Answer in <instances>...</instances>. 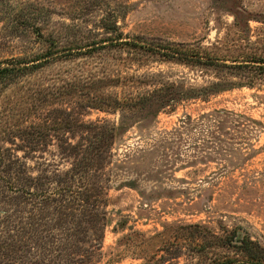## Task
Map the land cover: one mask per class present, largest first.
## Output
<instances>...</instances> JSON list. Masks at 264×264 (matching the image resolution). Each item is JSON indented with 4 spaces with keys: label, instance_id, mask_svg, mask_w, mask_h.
Here are the masks:
<instances>
[{
    "label": "rangeland",
    "instance_id": "rangeland-1",
    "mask_svg": "<svg viewBox=\"0 0 264 264\" xmlns=\"http://www.w3.org/2000/svg\"><path fill=\"white\" fill-rule=\"evenodd\" d=\"M68 26L78 30L79 41L106 40L105 28L116 26L129 39L201 47L227 65L264 59V0H0V63L21 67L47 51L46 39L58 30L55 46L68 47L74 37ZM90 31L94 35H85ZM66 58L0 82V151L7 161L22 162L27 174L54 178L72 168L70 145L89 135L73 125L116 128L97 178L107 188V215L77 212L82 226L71 233L82 243L74 258L82 264H212L234 256L200 250L212 239L189 228L196 225L214 237L239 231L264 247V78H250L254 67L222 72L115 46ZM168 85L177 87L175 94L213 85L227 90L179 99L157 115L105 106ZM95 105L102 108H90ZM23 207L32 211L30 203ZM51 213L48 227L25 221V232L63 233ZM95 241L99 247H92Z\"/></svg>",
    "mask_w": 264,
    "mask_h": 264
},
{
    "label": "trees",
    "instance_id": "trees-1",
    "mask_svg": "<svg viewBox=\"0 0 264 264\" xmlns=\"http://www.w3.org/2000/svg\"><path fill=\"white\" fill-rule=\"evenodd\" d=\"M66 28L74 32L73 41L69 43L68 47L55 46L61 38V32L60 30L54 31L46 39V43L49 45L48 50L36 55L28 62L22 60L21 67L10 69L0 63V82L6 85L14 76L33 74L57 59L64 60L66 57H68L66 59H76L78 56L92 55L96 50L111 46L122 47L128 52L143 56L158 58L163 62L199 66L222 72L254 67L255 75L250 78L252 80L260 79L261 76H263L261 80L264 78V59L254 58L250 61L235 59L231 62L236 65H227L225 60L220 62L221 59L212 56L209 51L201 47L175 43L154 44L129 39L118 31L116 26L105 28L106 33L111 34L106 40L93 39L91 41H88L89 38L86 39V36L82 37L83 40H77L78 30L69 26ZM85 35H94V33L90 31ZM43 36L42 30L39 29L37 37L43 39ZM219 86L213 85L200 90L191 89L175 94L177 87L168 85L145 96L123 101L114 99L105 106L116 111L119 109L128 112L149 110L157 115L165 107L179 99H203L227 90L221 89ZM90 108L99 109L102 106L95 105ZM222 115L226 116V114ZM214 118H211V123L219 128L220 118ZM79 126L86 129L89 135L82 142L70 145L69 153L74 159L72 168L62 175L56 174L54 178L33 177L27 174L22 162L20 164L7 161L0 151V205L4 206L0 207V264L83 263L80 256L73 257L80 250L79 245L82 241L75 240L76 236L71 232L77 226H82L83 220L79 222L76 219L78 211L83 216L85 213H92L98 217L107 215L103 209L108 203L107 188L97 183V178L109 158L110 149L116 136V128L102 123L73 125L72 128L77 129ZM25 203H30L31 212L26 213L23 207ZM49 212L54 215L52 220L54 228L64 231L63 233L47 236L44 235L45 233H38L35 231L36 229H33L32 234L25 232L24 226H28L25 221H29L31 227H48L46 219L49 218ZM26 214H30V216L24 217ZM191 227L201 230L202 234L209 232L208 236L212 241L206 240L199 245L203 252L208 253L214 249H222L234 255L218 258L212 264H264V247L239 231L230 232L229 235L222 238L214 237L207 228L198 225L189 228ZM96 242L92 247L100 246V243Z\"/></svg>",
    "mask_w": 264,
    "mask_h": 264
}]
</instances>
